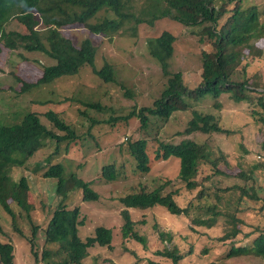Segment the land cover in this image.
Here are the masks:
<instances>
[{"label":"rangeland","instance_id":"374dc122","mask_svg":"<svg viewBox=\"0 0 264 264\" xmlns=\"http://www.w3.org/2000/svg\"><path fill=\"white\" fill-rule=\"evenodd\" d=\"M128 2L134 6L136 15H142L145 19L152 18L150 13L142 14L152 0ZM242 3L245 6H261V13L264 10V0H242ZM106 16H112V13L104 10L97 15L99 21ZM6 28L26 31L24 25L16 19L10 20ZM163 31L172 32L176 37L173 55L168 60L169 74L180 71L184 82L195 86L200 81L202 51L206 48L200 40L201 27L183 25L171 18L156 19L152 24L145 21L138 25L132 20H126L112 36L92 33L80 24L61 28L62 35L70 38L76 46H80L85 38L92 41L96 47V69L111 63L114 82H106L90 66H84L75 76H63L52 84L30 87L28 92H21L22 82H36L42 74V66L54 61L51 62L40 51L31 52L24 48L11 50L1 45V124L19 123L24 115L33 111L39 113L41 122L50 128L51 122L43 114L54 110L61 113L78 135L68 148L66 141L59 146H56L55 140L49 141L28 159L24 167L13 170L15 178L24 174L28 177V200L32 203L22 208L11 202L16 213L15 222L0 204V241L14 245L16 264H47L42 258L43 250H55L58 245L46 243L45 228L54 209L61 204L71 209L80 207L81 217L85 219V224L79 227V236L83 240L93 236L99 226L113 230L111 246L95 245L89 250L84 264H151L152 261L173 264L171 258L162 254L166 245L170 249L178 248L183 254L180 264L260 263L253 256H229L233 246H250L258 231L264 230V202L248 199L243 204L237 203L242 198L240 189L243 187H253L264 197V175L261 171L256 170L254 177L249 179L240 175L242 168L249 169L264 156L261 150L262 126L258 121L259 116L253 112L261 110L257 106L258 102H235L228 94H222L217 99L205 96L199 101L189 100L191 107L188 110L176 111L167 120L150 115L146 128L142 127L136 116L128 118L134 109L139 111L142 107L152 106L166 84L168 77L164 74L161 61L152 53V45L149 43V39L160 36ZM257 45L263 49V53L257 59L250 60L248 70L252 80L258 78L263 86L264 39L259 40ZM246 60H249L248 56ZM129 92L131 94H126ZM46 102L50 103L44 104ZM87 103H100L102 108L91 109ZM194 110L215 114L220 118L221 125L232 133L183 134ZM86 115L93 118L94 122ZM140 139L148 142L151 159L148 173L137 169L129 149L131 142ZM156 139L170 143L192 139L205 143L215 156H224L223 161L228 164L224 166L226 174L215 176L207 186L212 187L211 193H214L216 186L231 189L224 191L220 204L224 213L232 215L237 210L239 213L240 207H247L242 212L245 224L241 226V233L233 237L235 240H221L227 230L232 228L227 216L223 215L212 227H204L196 225L190 216L172 214L159 205L146 210L129 208L134 231L143 241L124 236L122 227L125 219L122 211L126 207L119 198L139 192L142 188L150 191L163 183L164 179H171L173 182L163 193L178 192L175 198L181 207H186L190 200L196 205L204 203L196 198L200 187L188 191L185 183L174 181L180 169L177 157L161 161L155 159L158 148ZM53 163H61L67 176L76 175L90 182L91 189L98 193L99 199L86 201L82 189L77 188L62 203L57 194V180L43 176L49 164ZM35 165L39 166L38 170H35ZM109 165H114L118 173L115 180H106L102 176L103 169ZM200 169L204 172L203 176L211 173L207 164L201 165ZM244 200L242 198L241 202ZM191 212L195 216L203 211L193 208ZM33 224L40 227L36 231L34 244L37 256L26 239L33 234Z\"/></svg>","mask_w":264,"mask_h":264},{"label":"trees","instance_id":"16d2710c","mask_svg":"<svg viewBox=\"0 0 264 264\" xmlns=\"http://www.w3.org/2000/svg\"><path fill=\"white\" fill-rule=\"evenodd\" d=\"M133 8L128 0H0V52L1 45L11 50L24 48L31 52H43L51 62L54 61L42 66V74L36 82H22L21 92H28L30 87L52 84L63 76H75L84 66H90L93 72L106 82H114L111 63L96 69V47L92 41L85 38L80 46H76L70 38L62 35V27L80 24L92 33L112 36L126 20H132L138 25L145 21L152 24L156 19L171 18L183 25L200 26V40L204 42L206 48L202 51L203 62L199 83L189 86L184 82L183 73L180 71L169 74L168 60L173 55L176 37L172 32L163 31L160 36L149 39V43L152 45V53L161 61L164 74L168 77L166 84L152 106L142 107L139 111L134 109L128 118L136 116L140 119L142 127L146 128L150 115L167 120L176 111L188 110L191 107L189 100L199 101L205 96L217 99L222 94H228L235 102L248 104L258 102L257 106L261 110L253 112L259 116L258 121L261 122L263 134L261 150L264 152V85L260 84L258 78L252 80L248 70L250 60L257 59L263 53V49L257 45L259 40L264 39V10L260 12L261 6H245L242 0H152L142 11V14L150 13L151 19L136 15ZM104 10L112 13V16H106L99 21L97 15ZM12 19L24 25L26 31L8 30L6 24ZM94 19L96 21H93ZM47 103L50 102L44 104ZM86 105L91 109L102 108L100 103ZM38 114L29 112L19 123L1 124L0 121V204L14 222L16 213L11 202L19 204L22 208L32 203L28 200L30 191L28 177L24 174L15 178L12 175L13 170L24 167L28 159L49 141L55 140L56 146L66 141L68 148L70 142L78 138L75 129L65 121L61 113L49 110L43 114L51 122L50 128L41 122ZM86 116L92 123L94 122L93 118ZM219 119L215 114L194 110L182 133L231 134L232 131L223 127ZM156 142L158 148L155 159L161 161L177 157L180 169L174 181L185 183L188 191L200 187L196 198L204 203L199 202L196 205L190 200L186 207H181L175 198L178 192L163 193L173 182L171 179H164L163 183L150 191L142 188L139 192L119 198L126 207L122 211L125 219L122 227L124 236L143 241V238L134 231V221L130 217L129 208L146 210L159 205L172 214L190 216L196 225L204 227H212L223 218V215L227 216L232 228L227 230L221 240L233 241V237L241 233V226L245 224L242 212L247 207H240L239 213L237 210L232 215L224 213L220 204L224 191L231 189L216 186L214 193H211L212 187L207 186L208 182H213L215 176L226 174L224 166L228 164L223 161L224 156H215L205 143L192 139H183L178 143L162 140ZM129 149L137 169L142 173H148L151 159L147 140L131 142ZM203 164L211 168V173L205 176L200 169ZM38 167L35 165V170H38ZM256 170L264 175V156L249 169L242 168L240 175L249 179L254 177ZM43 176L57 180V194L62 203L68 194L77 188L82 189L84 200L99 199L98 193L91 189L90 182L76 175L67 176L61 163L49 164ZM102 176L106 180H115L118 173L114 165H109L103 169ZM240 191L245 200L241 202L242 198H239L237 203L243 204L248 199L264 202V197L253 187H243ZM193 208L203 212L193 216L191 212ZM49 220L45 228V241L57 244L58 247L55 250H43L42 258L47 264H84V260L89 256V250L95 245L111 246L113 230L109 227H97L95 234L84 240L79 236V227L85 224L80 207L71 209L61 204L54 209ZM32 227L33 234L26 239L34 251L35 235L40 227L35 224ZM18 232L22 234L21 230ZM161 236L165 237L163 233ZM14 251L11 242L0 241V263L16 264ZM162 254L171 258L173 264H180L179 261L184 257L178 248L170 249L167 245ZM35 255L37 256L36 253ZM235 255L253 256L260 260L259 264H264V230L258 231L250 246H233L229 256ZM151 264L164 263L152 261Z\"/></svg>","mask_w":264,"mask_h":264}]
</instances>
